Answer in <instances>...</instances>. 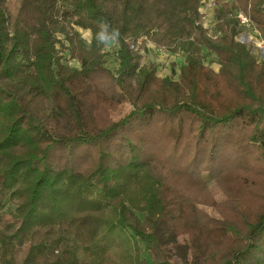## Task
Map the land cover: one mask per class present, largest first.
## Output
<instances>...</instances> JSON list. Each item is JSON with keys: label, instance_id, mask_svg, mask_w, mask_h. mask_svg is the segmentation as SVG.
<instances>
[{"label": "trees", "instance_id": "obj_1", "mask_svg": "<svg viewBox=\"0 0 264 264\" xmlns=\"http://www.w3.org/2000/svg\"><path fill=\"white\" fill-rule=\"evenodd\" d=\"M202 1L0 0V264H264V0Z\"/></svg>", "mask_w": 264, "mask_h": 264}, {"label": "rangeland", "instance_id": "obj_2", "mask_svg": "<svg viewBox=\"0 0 264 264\" xmlns=\"http://www.w3.org/2000/svg\"><path fill=\"white\" fill-rule=\"evenodd\" d=\"M14 0H7V6L9 10L13 8ZM210 22V33L215 35L213 18L207 19ZM88 37L87 33L83 35ZM235 40L241 44L246 45L256 57L258 63H264V42L260 38V33L257 29L252 27L238 26L236 28ZM200 57L203 63L214 70L218 69V64L214 55L210 54L206 49L201 48ZM185 60V54L171 53V52H158L154 50H147L144 52V61L153 62L157 65V75L160 77L173 76L172 72H178V69L183 65ZM173 65V66H172ZM130 110L128 103H123L118 108L117 112L112 114L113 119L122 118Z\"/></svg>", "mask_w": 264, "mask_h": 264}, {"label": "built area", "instance_id": "obj_3", "mask_svg": "<svg viewBox=\"0 0 264 264\" xmlns=\"http://www.w3.org/2000/svg\"><path fill=\"white\" fill-rule=\"evenodd\" d=\"M223 2H225V0H222ZM221 7L220 4H218L215 0H203L200 3V6L198 8L199 14L202 16V21H201V25L203 26L204 29H206L208 31V33L211 35L210 33V22L207 20L208 18H213L215 16V12L217 9H219ZM233 16L234 18L237 20L238 22V26H242V27H252L254 29H256L252 23L250 22V20L247 18V16L240 10H236L233 12ZM214 26H215V22H214ZM85 34V33H84ZM261 38V36H260ZM262 40V39H261ZM144 44L146 49L149 50H154V51H158L155 50L154 46L151 44V42L143 37L141 39L138 40V42L135 45H132L130 48L134 51H138L141 55H144V50L140 49V46ZM158 52H163V51H158Z\"/></svg>", "mask_w": 264, "mask_h": 264}, {"label": "water", "instance_id": "obj_4", "mask_svg": "<svg viewBox=\"0 0 264 264\" xmlns=\"http://www.w3.org/2000/svg\"><path fill=\"white\" fill-rule=\"evenodd\" d=\"M112 42H113V41H109V43H108V44H109V46L112 44Z\"/></svg>", "mask_w": 264, "mask_h": 264}]
</instances>
